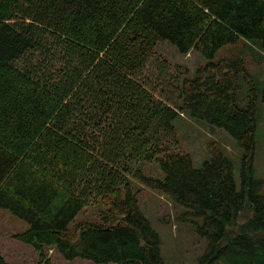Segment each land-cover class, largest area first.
I'll use <instances>...</instances> for the list:
<instances>
[{
	"label": "trees",
	"instance_id": "1",
	"mask_svg": "<svg viewBox=\"0 0 264 264\" xmlns=\"http://www.w3.org/2000/svg\"><path fill=\"white\" fill-rule=\"evenodd\" d=\"M241 39L264 52V0H0V210L26 226L13 239L44 260L57 249L94 264H166L135 178L200 219L199 263L264 264L263 182L252 177L264 88L243 57L217 59ZM161 41L207 64L177 85L190 70L158 52ZM182 114L238 142L241 188L218 144L201 167L178 152ZM151 161L163 179L144 175ZM247 207L251 221L230 236ZM88 209L100 224L77 222Z\"/></svg>",
	"mask_w": 264,
	"mask_h": 264
},
{
	"label": "rangeland",
	"instance_id": "2",
	"mask_svg": "<svg viewBox=\"0 0 264 264\" xmlns=\"http://www.w3.org/2000/svg\"><path fill=\"white\" fill-rule=\"evenodd\" d=\"M156 50L162 53L174 64L188 67L190 74L181 77L176 82L182 85L184 79L195 77L197 69L207 64L198 52H190L185 55L179 49L167 42L158 43ZM238 55L244 58L248 71L255 77L256 84L264 88V52L255 41L239 40L235 45L223 48L217 59ZM249 91L245 86L242 95ZM243 102L247 100L243 99ZM258 130L256 134L257 149L253 161L252 177L262 181V193H264V102L260 93L258 102ZM174 125L179 132L182 149L179 153H188L194 159L196 167H201L208 159V147L218 144L232 160L234 164L235 178L238 187L241 188L244 152L238 142L225 130L182 114L175 119ZM147 177L163 179L164 176L156 161L146 162L140 165ZM132 190L138 195L139 205L149 219L153 229L159 233L162 240V256L166 264H202L199 260L206 254L207 240L197 233L196 227L200 219L196 218L192 211L182 207L166 197L154 191L139 180L132 178ZM253 211L247 207L233 222L232 229L238 234L243 227L251 221ZM21 222V223H20ZM77 222L100 224V217L94 214L92 209L77 217ZM25 224V223H24ZM12 213L0 210V251L8 264H94L92 261L76 258L66 259L57 249L47 250V259H41L39 254L30 246L13 239V235L25 231L26 226ZM237 232V233H236ZM114 264V263H111ZM215 264H228L220 259Z\"/></svg>",
	"mask_w": 264,
	"mask_h": 264
},
{
	"label": "crops",
	"instance_id": "3",
	"mask_svg": "<svg viewBox=\"0 0 264 264\" xmlns=\"http://www.w3.org/2000/svg\"><path fill=\"white\" fill-rule=\"evenodd\" d=\"M21 223V222H20Z\"/></svg>",
	"mask_w": 264,
	"mask_h": 264
}]
</instances>
